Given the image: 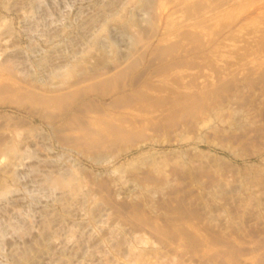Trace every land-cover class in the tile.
Here are the masks:
<instances>
[{
    "label": "rangeland",
    "instance_id": "obj_1",
    "mask_svg": "<svg viewBox=\"0 0 264 264\" xmlns=\"http://www.w3.org/2000/svg\"><path fill=\"white\" fill-rule=\"evenodd\" d=\"M0 264H264V0H0Z\"/></svg>",
    "mask_w": 264,
    "mask_h": 264
},
{
    "label": "bare ground",
    "instance_id": "obj_2",
    "mask_svg": "<svg viewBox=\"0 0 264 264\" xmlns=\"http://www.w3.org/2000/svg\"><path fill=\"white\" fill-rule=\"evenodd\" d=\"M58 180H56L55 182H57ZM60 181V180H59ZM44 257V256H43ZM45 258H47V257H45Z\"/></svg>",
    "mask_w": 264,
    "mask_h": 264
}]
</instances>
